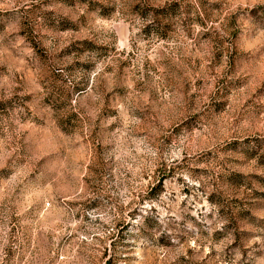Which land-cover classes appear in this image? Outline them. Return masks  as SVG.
I'll use <instances>...</instances> for the list:
<instances>
[{"label": "rangeland", "instance_id": "374dc122", "mask_svg": "<svg viewBox=\"0 0 264 264\" xmlns=\"http://www.w3.org/2000/svg\"><path fill=\"white\" fill-rule=\"evenodd\" d=\"M0 264H264V0H0Z\"/></svg>", "mask_w": 264, "mask_h": 264}, {"label": "trees", "instance_id": "16d2710c", "mask_svg": "<svg viewBox=\"0 0 264 264\" xmlns=\"http://www.w3.org/2000/svg\"><path fill=\"white\" fill-rule=\"evenodd\" d=\"M155 11H156V10H155ZM157 12H158V10H157ZM157 15H158V13H157ZM157 15H156V16H157ZM84 44H86V42H84Z\"/></svg>", "mask_w": 264, "mask_h": 264}]
</instances>
